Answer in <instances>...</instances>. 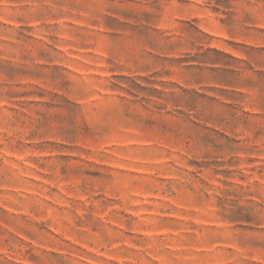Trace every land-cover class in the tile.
<instances>
[{"label": "rangeland", "instance_id": "374dc122", "mask_svg": "<svg viewBox=\"0 0 264 264\" xmlns=\"http://www.w3.org/2000/svg\"><path fill=\"white\" fill-rule=\"evenodd\" d=\"M0 264H264V0H0Z\"/></svg>", "mask_w": 264, "mask_h": 264}]
</instances>
